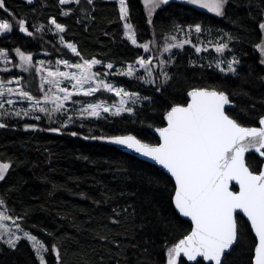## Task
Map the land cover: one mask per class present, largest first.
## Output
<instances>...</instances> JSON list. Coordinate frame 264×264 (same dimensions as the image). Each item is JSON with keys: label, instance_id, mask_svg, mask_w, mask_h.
<instances>
[{"label": "trees", "instance_id": "1", "mask_svg": "<svg viewBox=\"0 0 264 264\" xmlns=\"http://www.w3.org/2000/svg\"><path fill=\"white\" fill-rule=\"evenodd\" d=\"M127 2L130 22L140 43L151 39L152 31L161 40L176 32L174 25L187 28L196 23L204 26L200 36L205 42L211 39L215 43L221 36L226 40V33L238 37L229 42L230 50L225 53L240 58L238 75L221 72L210 63V58L219 53L209 45L208 50L197 55L192 44H186L175 54L174 63L168 64L172 79L160 91L156 90L160 83L146 84L127 76L114 78L128 91L151 97L136 105L134 114L113 117L107 113L100 119L85 118L84 127L69 126L60 133L47 131L59 125L46 120L0 117L8 125L0 128V161L10 160L13 164L0 181V197L6 201V212L13 218L24 216L19 221L23 228L49 246V264H56L53 244L61 249L62 264H166V246L178 242L192 227L191 221L175 209L171 200L175 182L167 172L114 144L85 136L131 132L156 143L153 128L164 126L163 113L171 103L186 102V94L193 86L215 85L227 90L235 104L230 114L245 125L258 126L259 116L264 115V65L259 63V53L253 47L262 36L258 23L264 0H230L224 17L181 0H170L156 12L151 25L143 0ZM5 6L0 8V17L13 22V31L0 36V48H20L33 56L51 53L46 57L82 62L56 42V36L51 35L54 48L45 47V39L20 32L16 23L24 18L29 25H48L56 17L66 25L65 41L75 43L83 59L95 57L103 61L100 70L108 63H134L145 54L140 44L133 45L124 36L116 0H93L92 4L81 0L79 5L63 6L59 0H33L32 4L5 0ZM68 8L73 11L62 16ZM188 38L198 42L194 33ZM87 99L116 102L107 90ZM25 124H37L39 128L25 129ZM72 132L79 134L72 136ZM247 162L258 170L264 159L251 153ZM237 220L241 241L225 260L227 264H252L257 239L242 215ZM0 264H38V259L31 243L22 239L16 249L0 242ZM181 264L195 262L181 257Z\"/></svg>", "mask_w": 264, "mask_h": 264}, {"label": "snow or ice", "instance_id": "2", "mask_svg": "<svg viewBox=\"0 0 264 264\" xmlns=\"http://www.w3.org/2000/svg\"><path fill=\"white\" fill-rule=\"evenodd\" d=\"M26 2L32 4L33 0H26ZM80 2L81 0H59V4L62 6L72 3L79 5ZM88 2L92 4L93 0H88ZM186 2L224 17L230 0H186ZM143 3L148 10L147 22L152 24L151 17L155 10L169 4L170 0H143ZM118 5L119 18L123 21L125 29L124 36L133 45H136L138 43L137 33L133 23L130 22L128 2L127 0H118ZM5 7V0H0V8ZM72 11V8H68L61 15L68 16ZM16 23L20 32L26 33L28 36L35 35L33 31L29 30L27 19H18ZM50 25L54 26L57 33L66 31V25L59 23L56 17L50 19ZM44 27L41 24L37 31L42 32ZM173 27L176 31L184 32L186 38L178 40L175 35H172L170 39L166 37L164 52H171L173 48H183L186 44H192L196 52L206 50L203 44L197 46L193 44L192 39L187 38L193 32L197 35L203 33L205 29L202 24L188 25L187 28L182 25ZM258 28L262 36L253 47L259 53V63L264 65V12L261 13ZM12 31L13 22L0 18V35ZM225 35L227 36L226 40L224 36H221L215 43L208 42L209 47L214 48L216 53L223 54L230 50L229 42L238 38L231 33ZM60 41L66 43L67 48L80 57L82 62L72 64L68 60H60L58 64H63L67 68H75L76 71L62 72L58 68L53 71L51 68L45 67L43 60L39 61V67H36L33 63L32 52H25L20 48L15 49L19 56V67L24 71L35 67V70L41 73V90L46 84L49 86L48 91L44 93L43 100L45 104L50 101L51 108L42 106L40 99L23 89L21 84L23 77L16 79L15 82L19 86L16 89L7 87V84L12 81L0 79V110L4 109L5 104L14 105L16 103L14 100L5 99V93L9 96L18 93V98L31 102L29 108L0 111V117L22 118L30 116L35 110H38L47 115L49 123H52L55 114L66 112V102L72 101L74 94L93 96L101 89L115 92V95L120 98L119 102L106 106V102L103 100L86 104L82 101H73L74 104H81L79 109L74 110L81 120L84 118L100 119L105 113H111L113 117L121 116L124 113H135L136 109L128 104L129 100L135 102L140 99L139 93L128 92L122 87H115L112 83L107 82L102 78L101 73L92 71L94 66L102 64L103 61L95 57L83 59L77 45L66 42L63 35H60ZM152 43V41H147L140 44L139 47L145 52H149ZM162 55L163 53H161ZM8 56V49L0 48V60H3L5 65L9 63ZM240 62V58L233 55L228 61L217 59L215 66L221 72L238 75ZM136 63L140 68L146 70V76L137 77V79L145 80L149 84H157L153 68L160 69L162 79L157 86V91H160L163 85L172 79L166 68L162 67L174 63L172 59L161 58L154 66L153 58L145 59L141 56ZM211 66L209 64V67ZM106 67L112 69L113 64L108 63ZM4 70L8 71L7 68ZM120 74L132 77L136 75V69L133 64H128L126 70H122ZM64 80L73 82L71 90L60 86ZM53 88L56 89L55 92L52 91ZM186 95V102L171 103L163 113L164 126L154 129L158 133V142L156 143L142 139L131 132L118 135H90L84 138L106 141L131 149L151 158L167 169L171 177L174 178L171 200L179 214L190 218L192 227L178 242L166 246V264H181L182 256L187 257L188 261H193L195 264H202V261H207L209 264H227L226 253L241 241L242 233L238 225V214L247 217L258 238V242L254 244L252 264H264V167L254 170L246 160V154L250 151H255L261 158H264V115L259 116L258 126L245 125L226 109V106L228 109L235 107L230 93L215 85L193 86ZM143 99L150 101L151 97H143ZM104 118L107 119L106 116ZM34 119L39 121L41 117L34 115ZM74 123L76 120L69 114L60 127H50L47 131L60 133L68 124ZM80 126L84 127V124L81 123ZM6 127H8L6 123L0 122V128ZM24 128L38 129L39 125L25 124ZM70 134L76 136L79 133L72 132ZM12 166L10 160L8 162L0 161V181L5 179L6 173ZM233 182L238 185V191L233 190ZM0 206L6 207V201L2 197H0ZM27 215L28 213H25V216ZM24 218V216L13 218L6 211L0 210V242L16 249L20 241L26 238L31 242L38 264H49L46 258V254L50 251L49 246L30 230L23 228L19 221ZM7 221H12V225L6 223ZM51 251L54 252L56 264H62L60 247L53 244Z\"/></svg>", "mask_w": 264, "mask_h": 264}, {"label": "rangeland", "instance_id": "3", "mask_svg": "<svg viewBox=\"0 0 264 264\" xmlns=\"http://www.w3.org/2000/svg\"><path fill=\"white\" fill-rule=\"evenodd\" d=\"M116 1H118V0H116ZM181 1L186 2V0H181ZM163 6H161V7H163ZM194 6H196V5H194ZM161 7L157 8L155 10L153 16L151 17L152 20H153L154 15L156 14V12ZM196 7H199L201 9H204V10L212 13L210 10L205 9L203 7H200V6H196ZM145 11H146V16H147V20H148V18H149L148 17V10H147V7L146 6H145ZM213 14H215V13H213ZM41 24L42 23L37 22L35 24H30L29 25V28H31L33 30V32L35 33V35H33L34 39L43 38V39L46 40L45 42H43L44 43L43 46L54 48L55 44H54V42L51 41V35H52V36H56V42H58L59 44H62L64 46H66V43H61V41H60V35H63V33H57L54 30V26H51L50 23L48 25H44L43 24L45 27H44V30L42 32L37 31V29L39 28V26ZM10 33L3 34V35H0V36L8 35ZM172 35H175L178 40H184L186 38L185 33L184 32H181V31H176V32H174V33H172V34H170V35H168L166 37H168L170 39V37ZM195 35L197 36L198 42L197 43H193V44H196L197 46H199L200 44H203L204 48L206 50H208V48H209L208 47V42L211 39L208 42H205L204 41V38L202 36H200V34L199 35L195 34ZM166 37H164L161 40H159L156 37L154 31H152L151 39L147 40V41H152L153 43L150 46L151 47V51L145 52V54H144L143 57L145 59H148L149 57L153 58V65L154 66L159 62V60L161 58L162 59H165V60H168V59H172L173 60L175 54L180 49H182V48H173L171 50V52H164L163 51V47H164V45L166 43V41H165V38ZM200 38L202 40H200ZM137 41H138V39H137ZM147 41H145V42H147ZM211 42L214 43V41H212V40H211ZM143 43H140L138 41L137 44H143ZM15 49L10 50V51L8 50L9 51V56H8L9 63L7 65L4 64L3 60H0V79H4L5 81H12V83L7 84V87L16 89V88L19 87L17 85V83L15 82L16 79H18L20 77H23V80L21 81V84L23 86V89L25 91L30 92L33 96L37 97L38 99H40L42 106H47V107L51 108V102L49 101V102H47V104H45V102L43 100L44 93L48 91L49 86L46 84L45 87H44V89L41 90V88H40V76H41V73L38 72V71H36L35 70V67L32 68V69H30L29 71H24L22 68L19 67V63H20L19 56L16 54ZM21 50L24 51L23 49H21ZM161 53H163L162 56H161ZM202 53H203V51L196 52L197 55H201ZM225 53H223V54H217L215 57L212 56L210 58V63L213 64V65H216L217 59H221V60H225V61L230 60L233 55L231 56V55H227ZM42 54H45V56L42 55ZM42 54H39L38 56H36V55L33 56V63H34V65H36V67H39L38 62L41 61V60H43V61H45V67L51 68V70H53V71H56L57 68L59 69V71H62V72L63 71H76L75 68H67L63 64H58V61H60V60H68V59L60 58V57L47 58L46 55L49 56V55H51V53H42ZM68 61L70 63H72V64L78 63V62L71 61V60H68ZM198 61H201V59H199ZM129 64H133L134 67H135V69H136V75L135 76H132L130 78H137V77L146 76V70L143 69V68H140L139 65L136 62L129 63ZM13 65H15V67H13ZM127 65L128 64H125V65H115V64H113V68L112 69H108V68L105 67V69L100 70L99 68L103 66V63H102L100 65L94 66L93 69H92V71L93 72L101 73L102 78H104L105 80H107V82L112 83L115 87H122V88H124L123 86L119 85L118 81L116 79H114V78H118V77H122V76H127V75L120 74L122 70H126ZM168 66L169 65H163L162 67L166 68V70H167L168 69ZM5 68H7L8 71H5L4 70ZM153 71H154V75L157 78V84H155V85H158L160 83L161 79H162L161 73H160V69L154 67L153 68ZM44 75H46V73H44ZM127 77H129V76H127ZM142 81L145 82L146 84H149L145 80H142ZM72 83L73 82H71L69 80H64L61 83L60 86L61 87H67V88H69L71 90V84ZM101 90H105V89H101ZM125 90L128 91L127 89H125ZM52 91L55 92L56 89L53 88ZM128 92H130V91H128ZM110 93H112L115 96V98H116V102L115 103H118L120 98L115 95V92H110ZM87 97H89V96L75 95L74 94L72 101H67L66 102V112L55 114L54 119H53V123L59 125V127H60L64 123V121L66 120L67 115H69V114H71L73 116V119L76 120V123H74V124H68L67 127L74 126V125H80L81 123H83V121L85 120V118L83 120H81V118L74 111L76 109H79L81 107V104H79V103L74 104L73 101H82L84 104H86V103H97V102H99V101H96V100L87 99ZM5 99L14 100V101H16V103L14 105L5 104L4 109H2L0 111H9V110H11L13 108H29L30 107V104H31L30 101H27V100H23V99L18 98V93H14L11 96H9L7 93H5ZM143 100H144L143 97L140 95V99L136 100L135 102L132 101V100H129L128 106L135 107L136 105L140 104ZM112 104H114V103L106 102V106L107 105H112ZM105 114H107V113H105ZM105 114H103V115H105ZM109 114H111V113H109ZM34 115H40L41 119L39 121H42V120L49 121L48 116L45 115L44 113H40L38 110H35L32 115L26 116V117H22L20 119L21 120H35L34 119ZM0 210L6 211V208L4 206H0ZM6 223H8L9 225H12V221H7ZM20 234L22 235V233H20ZM24 239L27 240L26 238H24Z\"/></svg>", "mask_w": 264, "mask_h": 264}, {"label": "water", "instance_id": "4", "mask_svg": "<svg viewBox=\"0 0 264 264\" xmlns=\"http://www.w3.org/2000/svg\"><path fill=\"white\" fill-rule=\"evenodd\" d=\"M226 109L229 110V109H228V106H226ZM154 129H155V128H153L152 132H153V133L157 136V138H158V133H156ZM114 145H116V144H114ZM116 146H117L119 149H121L122 151H124V152L130 153V154H133V155L139 157L140 159H143V160H145V161H148V162H151V163H154V164L158 165L162 170H164L165 172H167V173L171 176V174L167 171V169L163 168L161 165H159L158 163H156L155 161H153L151 158L145 157V156H143L142 154L136 153L135 151H133V150H131V149H128V148H126V147H124V146H120V145H116ZM251 153H255V154H257V155L259 156V154L256 153L255 151H250L249 153L246 154V160H247V156H248L249 154H251ZM262 159H264V158H262ZM262 167H264V162H263ZM172 178H173V177H172ZM173 180H174V178H173ZM233 187H236V188H237L236 191H238V185H236L235 182H233ZM233 190H235V189H233ZM177 211H178V210H177ZM180 215H181L182 217H184L182 214H180ZM238 215H239V214H238ZM240 215H242V214H240ZM242 216L248 221V219H247V217H246L245 215H242ZM184 218L187 219V220H189V221H191L189 217H184ZM248 222L250 223V221H248ZM252 230H253V229H252ZM253 233H254V230H253ZM254 235H255V233H254ZM255 237H256V236H255ZM256 239H257V242H258V238H257V237H256ZM228 253H229V252H228ZM226 254H227V253H226ZM182 257H183V256H182ZM185 258H187V257H185ZM198 259H201V258H198ZM191 262H193V261H191ZM205 262L209 264V262H207V261H205Z\"/></svg>", "mask_w": 264, "mask_h": 264}, {"label": "bare ground", "instance_id": "5", "mask_svg": "<svg viewBox=\"0 0 264 264\" xmlns=\"http://www.w3.org/2000/svg\"><path fill=\"white\" fill-rule=\"evenodd\" d=\"M0 122H2V121H0Z\"/></svg>", "mask_w": 264, "mask_h": 264}]
</instances>
